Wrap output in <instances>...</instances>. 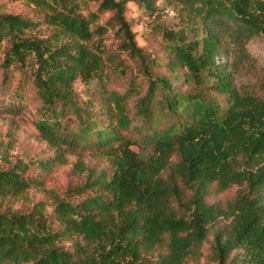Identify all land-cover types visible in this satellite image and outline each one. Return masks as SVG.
<instances>
[{"label": "trees", "instance_id": "16d2710c", "mask_svg": "<svg viewBox=\"0 0 264 264\" xmlns=\"http://www.w3.org/2000/svg\"><path fill=\"white\" fill-rule=\"evenodd\" d=\"M129 1L159 57L138 46ZM9 2L36 16L4 13ZM257 38L264 0H0V119L35 103L45 145L0 155V264H192L212 229L215 264H264V98L218 62L248 63ZM71 155L84 182L48 189L41 173Z\"/></svg>", "mask_w": 264, "mask_h": 264}, {"label": "rangeland", "instance_id": "374dc122", "mask_svg": "<svg viewBox=\"0 0 264 264\" xmlns=\"http://www.w3.org/2000/svg\"><path fill=\"white\" fill-rule=\"evenodd\" d=\"M4 13L22 14L31 18L36 16L34 15L33 8L24 3L9 2L4 8ZM173 17L174 13L169 9H166L165 13L161 12L160 14L161 20L169 23L174 21ZM126 18L131 23L133 32L136 33L138 46L143 48L147 53L159 57L161 55L160 42L150 32L152 20L137 3L129 1L126 4ZM107 44L110 49L113 48L111 40H108ZM248 51L250 53V61L240 65L239 68L232 69L230 60L224 57L218 58V62L228 66L229 71L232 73L234 84L240 92L255 94L264 98V39L257 38L252 41L248 46ZM128 63L130 64L131 62ZM76 94L81 103H85L90 96L88 88L83 83L77 84ZM36 120L35 103L31 104L25 115L16 117L13 121L10 119H0V155H2L6 148L12 159L24 155L34 156L42 153L45 145L37 137ZM6 146H9V148ZM83 156L85 164L95 171H100L102 168L107 167V162L101 157L94 156L91 153H85ZM77 161V157L71 155L69 156L68 164L55 168L49 174L41 173L46 187L58 192H64L67 188L83 183L86 175H78V172L74 168ZM35 173H40V171L36 170ZM235 191L236 188L222 195L214 193L211 200H229L234 196ZM30 197L39 200L43 198V195L32 191ZM213 233L214 229L211 231L205 248V257L201 261L192 264H215L211 260L209 251L213 240Z\"/></svg>", "mask_w": 264, "mask_h": 264}]
</instances>
